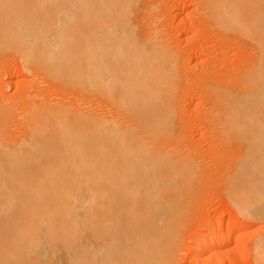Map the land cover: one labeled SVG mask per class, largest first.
Wrapping results in <instances>:
<instances>
[{
	"label": "bare ground",
	"instance_id": "bare-ground-1",
	"mask_svg": "<svg viewBox=\"0 0 264 264\" xmlns=\"http://www.w3.org/2000/svg\"><path fill=\"white\" fill-rule=\"evenodd\" d=\"M205 3L206 16L229 24L227 1ZM150 16L148 0H0V44L20 42V73H31L35 90L0 101V214L9 212L0 224L32 216L14 224L27 234L0 227V264H25L30 250L50 264H178L180 194L197 161L169 147L181 131L178 62ZM244 68L241 90L210 92L206 114L215 135H244L237 159L249 173L264 165V65ZM34 77L77 98L36 103L43 89ZM240 226L217 222L195 234L190 264L204 252L214 264L219 241Z\"/></svg>",
	"mask_w": 264,
	"mask_h": 264
},
{
	"label": "rangeland",
	"instance_id": "rangeland-1",
	"mask_svg": "<svg viewBox=\"0 0 264 264\" xmlns=\"http://www.w3.org/2000/svg\"><path fill=\"white\" fill-rule=\"evenodd\" d=\"M148 1L151 12L150 23L162 34L164 40L169 44L168 46L171 47V51L174 52L176 61L178 62L176 65H178V79L180 80L178 82L179 86L177 85L178 92H176L179 93L178 100L180 101L178 105H180L181 125L178 124L177 129L181 131H174L177 134H173L174 139L171 136L169 147L176 146V148H182L181 152L186 151L193 155V157L188 156L195 157L196 159H194L197 161L196 164H193L195 169L191 167L195 170L193 172L191 169L193 174L189 173L191 174L190 177L183 176L189 178V180L186 181L183 179L186 182L183 184L184 187L179 201V205L182 207L180 208L181 213L179 214L178 226L176 227L178 230L176 236L178 242V254L176 255L179 261L178 264H190L189 249H187L189 247L187 246L192 245V241L190 242V240H192L195 234L206 235L208 230L217 222H221L223 227V225L235 219L240 221L242 225L240 227L243 228L233 230L230 239L223 242L219 241V245H217L219 258L215 259L214 264H264V203L261 202L264 201V189L262 188L264 187V175H261L264 174V165H261L262 167L254 165V170L248 173L246 165L244 163L241 164L237 159L245 148L244 140L242 141L244 135L239 133H226L225 136L223 134L215 135L211 131L212 124L210 125L209 123V115L207 116L206 114L213 108V103L210 101L212 91L219 89L229 94L239 91L242 78V73L240 72L244 71L242 69L247 66L264 65V0ZM213 1H227L231 5V18L227 26L215 23L209 14L206 16L207 11L205 12L202 4L205 2L212 3ZM50 31L52 30L49 29L47 32ZM17 45L20 47L19 41H17ZM17 45L15 44L10 48H5L3 44H0V101L5 99L8 104H12L16 100L17 97L15 94L18 98L21 97L20 95L24 91L35 94V90L32 89L29 82L32 79L31 73L28 72L25 75L20 73V65L18 62L21 59L19 56L17 57L19 52V49L16 48ZM6 71L12 72L11 80L6 75ZM36 78L34 77L33 80L39 81ZM41 82L43 89L41 91L43 92L44 98L42 97L43 95L33 98L32 101H36V103L40 101L39 98L41 100L45 98L65 100L63 97L68 95L71 97L76 96L77 98L76 94L66 93L62 87H58L59 85L57 83H53L54 85H52V83H48L47 81L44 83L43 81H39V83ZM33 83L35 82L33 81ZM15 111L19 112V109H15ZM12 119L17 121L14 115ZM16 121L10 123L12 128L19 125L18 121ZM235 159H237V162H234ZM258 183H260V186L262 185V190H260ZM254 204L258 205L255 207ZM257 206L259 207L257 208ZM253 207L259 211L255 213ZM3 208L0 206V209ZM251 208L252 210L254 209L253 212ZM5 213L7 215L9 214L7 210ZM5 213L0 215L5 216ZM21 215L24 216L22 213ZM21 215H16V221L19 222L22 220L18 219L22 218ZM26 216L31 215L26 214ZM10 217L9 219L11 220ZM30 218L32 219V216L23 217V219L29 221H23L25 225L27 223L30 224ZM9 219L5 217L4 223L1 222L4 225L9 224L11 227L13 226L16 230L19 229L16 232H20L19 234H21L24 231L20 230L22 225L18 226V228L14 225L16 221L14 224L7 223ZM201 221L202 223L204 222V225L200 226L202 224ZM20 222L23 224L22 221ZM26 227L28 226H25L24 229L26 230L24 234H27L26 231H31L27 230ZM6 228L7 225L5 226ZM45 230L47 231V228ZM51 230L49 228V232L45 233L51 235L49 234L52 232ZM61 230L63 231V229ZM54 231L56 232V230ZM221 232L222 230L219 233ZM24 234L22 236H25ZM10 235L13 236L14 234ZM0 236L1 239L5 238L4 235ZM6 238L9 239L7 234ZM12 238L15 239V236ZM22 239L23 237H21ZM10 245L13 246L12 243ZM17 249H22V247L18 248L17 246ZM17 251H15L16 253L14 252L16 255ZM30 251L28 252L29 254L25 253L24 255L25 257H29H22L25 259L23 263H52L51 260H45L40 256H31L30 254H34L36 251ZM59 252L58 250L57 254ZM14 253H12V256L15 255ZM18 253L23 254L21 251H18ZM34 255H37V253ZM207 255V252L203 253V261L201 259L200 264H207Z\"/></svg>",
	"mask_w": 264,
	"mask_h": 264
}]
</instances>
